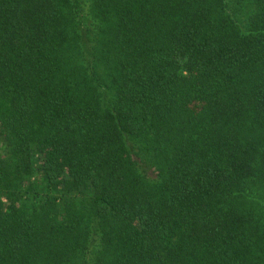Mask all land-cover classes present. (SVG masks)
I'll use <instances>...</instances> for the list:
<instances>
[{"label": "trees", "instance_id": "1", "mask_svg": "<svg viewBox=\"0 0 264 264\" xmlns=\"http://www.w3.org/2000/svg\"><path fill=\"white\" fill-rule=\"evenodd\" d=\"M0 264H264V0H0Z\"/></svg>", "mask_w": 264, "mask_h": 264}]
</instances>
